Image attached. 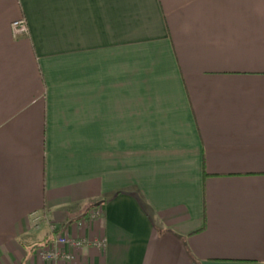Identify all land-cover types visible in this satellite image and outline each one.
<instances>
[{
	"label": "crops",
	"instance_id": "obj_1",
	"mask_svg": "<svg viewBox=\"0 0 264 264\" xmlns=\"http://www.w3.org/2000/svg\"><path fill=\"white\" fill-rule=\"evenodd\" d=\"M60 235L264 264V0H0V264Z\"/></svg>",
	"mask_w": 264,
	"mask_h": 264
},
{
	"label": "built area",
	"instance_id": "obj_2",
	"mask_svg": "<svg viewBox=\"0 0 264 264\" xmlns=\"http://www.w3.org/2000/svg\"><path fill=\"white\" fill-rule=\"evenodd\" d=\"M12 32L15 37L25 36L29 33V25L25 18H20L12 23ZM97 213V214H96ZM94 216H97L100 211H97ZM42 217L34 214V219L39 220ZM103 240H98L95 242L97 247H102L104 245ZM86 245V241L79 240L75 238H71L66 235H60L55 238L53 241L40 246L38 248V255L45 261V262H56L55 264H78L73 263V255L69 251L63 249L65 246L76 247L80 248ZM37 264V263H34Z\"/></svg>",
	"mask_w": 264,
	"mask_h": 264
}]
</instances>
